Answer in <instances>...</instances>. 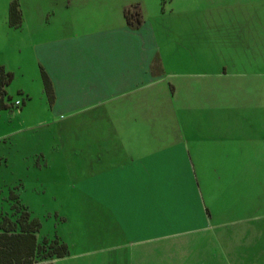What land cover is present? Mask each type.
I'll return each mask as SVG.
<instances>
[{
    "label": "crops",
    "instance_id": "obj_1",
    "mask_svg": "<svg viewBox=\"0 0 264 264\" xmlns=\"http://www.w3.org/2000/svg\"><path fill=\"white\" fill-rule=\"evenodd\" d=\"M248 2L200 9L196 26L165 23L162 46L142 0H66L55 26L38 29L52 36L33 45L41 99L38 66L55 97L42 110L82 127L72 142L83 170L69 188L100 214L105 246L86 264L100 251L113 257L104 264H246L233 258L264 236V97L252 94L264 83L250 82L264 79L250 70L264 62V38ZM134 5L138 29L124 14ZM70 253L46 264H69Z\"/></svg>",
    "mask_w": 264,
    "mask_h": 264
},
{
    "label": "rangeland",
    "instance_id": "obj_2",
    "mask_svg": "<svg viewBox=\"0 0 264 264\" xmlns=\"http://www.w3.org/2000/svg\"><path fill=\"white\" fill-rule=\"evenodd\" d=\"M14 1L19 4L22 14L20 27L11 25L9 19L10 7ZM65 1L0 0V67L1 64H8L13 70L21 67V70L19 69V72L14 75L12 83L6 88L5 103L10 108L0 110V213L15 220L19 214L14 207L17 206L19 210L21 205L25 206L31 213V219L38 220L41 224L38 234L39 242L45 239L54 240L57 237L68 246L69 252L75 255L71 258V262H68L69 264H86L90 263V257H85L83 254L102 249V246H105V239L103 242L100 241L102 238L98 223L100 217L98 207L92 206L83 191L78 188H69V184L74 181V172L83 170V159H81L83 145L79 146L72 142L74 140L82 142L81 139L75 138L82 127L71 125L66 117L58 121L54 113L42 110V103H47L49 108L52 103L49 101L46 90L45 99H41L42 91L37 81L33 80L36 76L35 64L38 63L33 60V45L52 39L50 33L41 32L38 29L43 25L55 26L52 20L55 19V14L61 13ZM221 1L142 0V7L144 19L152 24L162 46L165 37L164 28L167 23L196 26L195 19L199 15V13L196 14L197 11L209 10L211 14H214L220 6L226 4L219 6ZM248 1L250 5L247 7H252L253 11L260 10L257 16L251 17V24L258 27V33L260 29L262 30L264 38V0ZM142 7L139 8L140 11ZM171 10L174 14L170 18ZM132 11L136 12L137 8ZM179 12L186 14L179 16L177 15ZM207 18L205 17V24L209 25L206 22ZM190 46L187 44L188 51ZM20 50H22L21 55ZM170 66L177 72L190 69V66L186 64H170ZM227 66L230 68L232 65ZM254 67L264 73V62L259 67L252 65L250 70L254 71ZM38 71L41 74L39 66ZM40 76L45 89L42 74ZM250 82L262 84L264 79ZM258 87L255 86L256 89L252 90L255 101L261 96L264 97L263 88ZM21 88L28 89L26 92L29 91L33 99L29 100L26 93L20 92ZM16 101L20 102V107L15 106ZM24 102L31 103L33 110L25 111L23 115H20V109L26 108L23 107ZM75 147L79 149L77 151L79 159L74 160L70 149ZM13 195H18L19 205L13 199ZM252 226L260 227L255 224ZM240 248L245 251H240V255L234 257L233 262L249 264V252H251L252 264H264V236L257 240L253 239L251 247L246 242L245 247ZM111 259L113 260V257L109 259L105 251H100L99 256L92 258V264H104V260L111 261Z\"/></svg>",
    "mask_w": 264,
    "mask_h": 264
},
{
    "label": "trees",
    "instance_id": "obj_3",
    "mask_svg": "<svg viewBox=\"0 0 264 264\" xmlns=\"http://www.w3.org/2000/svg\"><path fill=\"white\" fill-rule=\"evenodd\" d=\"M134 8H137L136 12L132 11ZM139 8V5H134L124 11L128 25L134 29H138L143 24ZM9 19L11 25L20 27L22 14L16 1L10 7ZM41 74L49 101L53 103L55 97L51 80L43 70ZM13 80V73L7 72L1 66L0 110L10 108L5 103V96L7 95L6 88ZM12 197L16 200L17 205H19L18 195H13ZM14 208H16V212L19 214L15 220L8 215L0 213V264H46L69 255L68 246L57 237L54 240L45 239L39 242L40 222L31 219V213L25 206L21 205L20 211L17 209V206Z\"/></svg>",
    "mask_w": 264,
    "mask_h": 264
},
{
    "label": "built area",
    "instance_id": "obj_4",
    "mask_svg": "<svg viewBox=\"0 0 264 264\" xmlns=\"http://www.w3.org/2000/svg\"><path fill=\"white\" fill-rule=\"evenodd\" d=\"M20 105H21V104H20L19 101H16V102H15V106H16V107H19Z\"/></svg>",
    "mask_w": 264,
    "mask_h": 264
}]
</instances>
